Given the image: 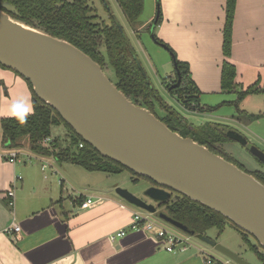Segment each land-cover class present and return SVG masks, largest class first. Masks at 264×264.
Masks as SVG:
<instances>
[{"label": "crops", "instance_id": "obj_1", "mask_svg": "<svg viewBox=\"0 0 264 264\" xmlns=\"http://www.w3.org/2000/svg\"><path fill=\"white\" fill-rule=\"evenodd\" d=\"M226 4L227 0H156V15L160 5L162 20L154 32L180 61L188 63L200 100L225 94V60L235 65L240 87L264 88V0H237L229 57L223 51ZM155 18L140 26L148 27ZM252 95L243 101L251 102L256 96ZM205 105L211 108L212 104ZM33 112L27 80L0 65V119ZM13 150H0V264H205L207 256L219 264H232L194 246L168 252L154 231L135 230L133 213L140 209L120 197L103 194L96 206L82 209L83 199L97 194L86 192L77 176L84 175L79 169H51L59 176V189L52 180L48 182L46 169H24L20 162L4 158L3 153ZM67 185L76 193H70ZM11 189L15 191L13 206ZM13 222L21 231L7 233ZM121 230L126 234L112 241L110 235Z\"/></svg>", "mask_w": 264, "mask_h": 264}, {"label": "water", "instance_id": "obj_2", "mask_svg": "<svg viewBox=\"0 0 264 264\" xmlns=\"http://www.w3.org/2000/svg\"><path fill=\"white\" fill-rule=\"evenodd\" d=\"M159 12V11H158ZM159 13L155 18L158 21ZM153 39L174 60L170 48ZM0 64L31 82L34 93L104 157L158 184L144 191L154 203L185 195L220 213L264 247V183L207 146L173 131L154 113L136 105L110 80L101 65L67 40L14 19L0 9ZM227 136L264 163V152L234 129ZM128 204L195 236L187 225L159 212L153 203L117 187ZM236 264H254L206 235L198 236Z\"/></svg>", "mask_w": 264, "mask_h": 264}, {"label": "trees", "instance_id": "obj_3", "mask_svg": "<svg viewBox=\"0 0 264 264\" xmlns=\"http://www.w3.org/2000/svg\"><path fill=\"white\" fill-rule=\"evenodd\" d=\"M116 1L132 29L137 30L138 25L143 24L139 21V18L143 14L145 0ZM7 5L12 8L7 7ZM236 5L237 0H227L223 44V51L226 57L231 56L232 51ZM0 9L9 13L16 20L74 44L99 63L104 71L107 69L113 70L116 76L115 84L136 105L149 109L173 131L180 133L184 137H192L195 141L207 146L212 152L222 155L264 183L263 171H249L243 164L234 160L223 148V144L226 141H232L226 134L229 127L216 125L211 128V132L203 133L200 131V127L189 123L176 110L163 102L157 89L150 82L129 36L114 15H111V23L107 24L98 15L92 14L93 7L89 0H0ZM158 11V21L155 23L153 20L148 26L150 32L153 25L155 24V28H157L162 20L160 5L158 6ZM154 36L159 43L166 45L174 53L178 69L181 71V86L177 89L169 90L170 93L177 94L179 102L188 109L201 112L214 111L215 108H205L200 104V91L190 75L188 63L180 61L174 50L158 39L155 32ZM236 76L235 65L225 60L222 66L223 92L237 94L238 101H242L247 96L256 93L264 95V88H260L257 84L247 89L240 87L236 82ZM27 82L33 94L34 112L29 115L0 119L1 147L9 150L15 149L21 146L22 143L20 141L26 138L28 147L33 153L53 157L59 163L70 162L80 165L89 171H102L108 174H119L123 171L134 174L123 165L104 157L85 142L63 120L56 109L42 101L34 93L31 82L28 80ZM157 104L162 106L163 116L157 112ZM235 104L237 105L238 103ZM249 116L252 120L262 117V115L257 114H250ZM61 124H64L68 128L69 134L75 137L77 151H72L73 148L71 147L57 150V139L52 136V128ZM81 143L84 144L83 147H80ZM262 164L264 165V163ZM116 168L120 170H115ZM134 175L138 177V175ZM166 208L169 217L190 227L195 232L196 237L205 235L211 227L217 226L222 229L227 221H230L227 217L201 203L191 200L185 195L171 200L169 203L167 202ZM236 229L240 230L237 226ZM240 233L246 243H248L246 236L250 234L247 232ZM260 246L263 247L262 245ZM250 248L264 262V253L254 245Z\"/></svg>", "mask_w": 264, "mask_h": 264}, {"label": "rangeland", "instance_id": "obj_4", "mask_svg": "<svg viewBox=\"0 0 264 264\" xmlns=\"http://www.w3.org/2000/svg\"><path fill=\"white\" fill-rule=\"evenodd\" d=\"M89 2L93 7L92 14L98 15V17L107 24L111 23V15H114L117 18L126 34L129 36L133 47L136 49L138 58L145 69L150 82L157 89L165 104L171 106L182 117L188 120L189 123L200 127V131L203 133L207 131L211 132V128H214L216 125H224L229 127V129H234L246 136L251 145H255L264 152L263 94L256 93L254 94L256 95L255 97L252 95L253 98L251 97V102H245L243 100L238 101L237 94L224 92V95L217 97L202 96L200 100L201 105L206 106L205 102H209L212 105L208 106L215 108L214 111L201 112L199 110L194 111L186 108L181 102H179V96L177 94H171L168 88V86L171 85V82L175 80V69L172 55L168 50L155 42L148 27H142L140 26L141 24H139V32H136V30L133 31L116 0H89ZM7 7L12 8L10 5H7ZM155 8L156 0H145L144 11L140 16L139 21L145 23L152 16L155 18ZM105 72L110 80L115 83L116 76L114 71L107 69ZM235 103L238 104L236 105ZM157 107V112L159 115L163 116L164 111L162 110V106L157 104ZM250 114L262 115V117L252 120L249 116ZM52 136L57 139V150L71 147L73 148L72 151H77L75 137L69 134L68 128L64 124L54 126L52 128ZM20 142L22 145L15 148L20 154L21 162L19 165L24 169H42V164L47 163L48 167L45 172L47 177H49L48 182L52 180L55 186L59 187V189L61 187L60 184H57L59 176L52 173L51 169H79L82 174L86 175H77L79 182L86 187V192H95L97 197L109 193L119 198L115 193L117 187L126 188L132 193L144 197V191L149 188L150 182L148 180L144 177H137L128 171H123L119 174H109V177L103 172L89 173L80 165L70 162L59 163L53 157H46L33 153L28 147L26 138H23ZM223 148L234 160L243 164L249 171L253 172L260 170L264 172V165L248 150L247 147L241 145L239 142L233 140L226 141L223 144ZM0 150L6 151L7 149L0 146ZM115 170L120 169L116 168ZM108 185H110L109 190L106 189ZM74 187L79 190V187ZM67 188L70 193L75 192L72 185H67ZM82 191L84 190L82 189ZM147 215L148 218L165 227L169 231L189 240L192 243V246L203 249L223 261L235 264L232 260L215 251L209 244L200 240V238L182 232L180 229L161 220L156 215ZM239 231L246 233L242 229H236L234 223L227 221L222 229L217 226L211 227L207 230L205 235L213 240L216 239L218 243L228 247L254 264H264V262L258 258L256 253L251 250V245L249 243L246 244L243 235ZM250 243L254 246H260L255 238L250 237ZM259 249L260 251H263L261 246Z\"/></svg>", "mask_w": 264, "mask_h": 264}, {"label": "built area", "instance_id": "obj_5", "mask_svg": "<svg viewBox=\"0 0 264 264\" xmlns=\"http://www.w3.org/2000/svg\"><path fill=\"white\" fill-rule=\"evenodd\" d=\"M83 146L84 144L81 143L80 147H83ZM3 156L8 161L14 164L17 162H21L20 154L19 152H17V150H13L9 153H3ZM47 167H48L47 163L42 164V169H47ZM18 178H21V176H19ZM14 196H15V191L14 189H11L9 191V197L11 198L9 203L11 206L14 205ZM100 201H102V197L89 196L83 199V201L80 203V207L82 209H89V208L96 206ZM147 214H150V213L143 211V210H138L133 213L132 225L135 228V230L147 231V232L154 231L157 238L160 239L161 242L164 243L165 249L168 252L175 253L177 251H186L189 248L193 247L192 243L189 240L184 239L182 236L172 231H169L165 227L159 225L152 219L148 218ZM5 231L7 233L19 232L21 231V227L20 225L13 222L9 227L5 229ZM125 234H126V231L121 230V231L112 233L110 235V239L112 241H115L118 237H122ZM205 264H219V263L214 257L207 256Z\"/></svg>", "mask_w": 264, "mask_h": 264}, {"label": "flooded vegetation", "instance_id": "obj_6", "mask_svg": "<svg viewBox=\"0 0 264 264\" xmlns=\"http://www.w3.org/2000/svg\"><path fill=\"white\" fill-rule=\"evenodd\" d=\"M139 30V28L136 30V32ZM178 81V74H177V71L175 70V80H173L172 82H171V85H173V84H175L176 82ZM171 85H169L168 86V88L171 86ZM177 89V88H176ZM146 180H148L149 182H150V185H149V187H153V186H158V184H156L155 182H153L152 180H150V179H148V178H145ZM174 195H175V197H174ZM181 196H183V195H178L177 193H173V195H172V197L167 201L168 203L171 201V200H174V199H176V198H179V197H181ZM144 200H146L147 202H149V203H153L156 207H157V210L159 211V212H164V213H166L167 214V208H166V206H167V202H162V203H154L152 200H150L149 198H147L146 196H144V197H142ZM247 238H248V243L251 245V246H253L251 243H250V237L251 238H254L252 235H249V236H246ZM216 240V239H215ZM217 241V240H216ZM256 242H257V240H256ZM248 243H246V244H248ZM258 243V242H257ZM258 245V244H257ZM256 246V245H255ZM258 249L260 248V246L258 247V246H256ZM263 248V247H262ZM260 250V249H259ZM262 253H264V248H263V251H261Z\"/></svg>", "mask_w": 264, "mask_h": 264}]
</instances>
